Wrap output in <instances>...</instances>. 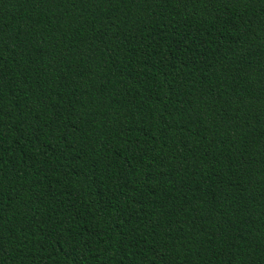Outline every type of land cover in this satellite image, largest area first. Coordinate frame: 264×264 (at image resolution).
Here are the masks:
<instances>
[{"label": "trees", "instance_id": "16d2710c", "mask_svg": "<svg viewBox=\"0 0 264 264\" xmlns=\"http://www.w3.org/2000/svg\"><path fill=\"white\" fill-rule=\"evenodd\" d=\"M0 264H264V0H0Z\"/></svg>", "mask_w": 264, "mask_h": 264}]
</instances>
